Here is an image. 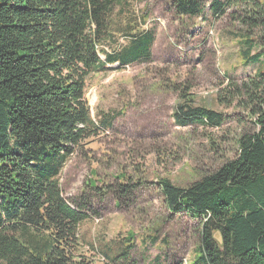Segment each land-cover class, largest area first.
Masks as SVG:
<instances>
[{
    "label": "trees",
    "instance_id": "16d2710c",
    "mask_svg": "<svg viewBox=\"0 0 264 264\" xmlns=\"http://www.w3.org/2000/svg\"><path fill=\"white\" fill-rule=\"evenodd\" d=\"M120 1L0 0V264H92L79 252V226L90 207L82 196L67 200L57 176L98 130L85 97L91 73L151 55L149 32L133 36L121 52L99 49ZM172 3L187 17L204 7L203 0ZM227 5L236 6L233 20L246 30L244 62H260L264 48L247 44L264 38V1L211 2L216 16ZM179 94L172 112L178 125L223 124L222 111L196 104L189 89ZM216 101L247 113L255 131L240 135L233 157L188 186L166 177L157 183L170 211L200 219V245L187 264H264V70L227 75ZM94 183L89 179L91 188ZM118 184L127 193L129 184ZM133 247L112 262L136 264L129 259Z\"/></svg>",
    "mask_w": 264,
    "mask_h": 264
},
{
    "label": "rangeland",
    "instance_id": "374dc122",
    "mask_svg": "<svg viewBox=\"0 0 264 264\" xmlns=\"http://www.w3.org/2000/svg\"><path fill=\"white\" fill-rule=\"evenodd\" d=\"M211 2L203 0L196 17L177 13L172 0H121L114 8L99 49L121 52L133 36L149 32L151 55L91 73L85 97L98 130L57 176L67 200L82 196L90 207L79 226V252L92 264H114L131 242L129 259L136 264L190 263L200 245V219L170 211L157 180L188 186L233 157L240 135L255 131L252 117L219 105L216 93L227 75L263 71L264 54L260 62L246 64V30L232 17L236 6L216 16ZM258 40L247 47L264 48V38ZM106 53L100 51L103 60ZM181 89H189L196 104L222 111L223 124L178 125L172 112ZM118 183L129 184L127 193Z\"/></svg>",
    "mask_w": 264,
    "mask_h": 264
},
{
    "label": "water",
    "instance_id": "95a60500",
    "mask_svg": "<svg viewBox=\"0 0 264 264\" xmlns=\"http://www.w3.org/2000/svg\"><path fill=\"white\" fill-rule=\"evenodd\" d=\"M215 235H216V237H218V234H217V233H216ZM218 238H219V237H218Z\"/></svg>",
    "mask_w": 264,
    "mask_h": 264
}]
</instances>
